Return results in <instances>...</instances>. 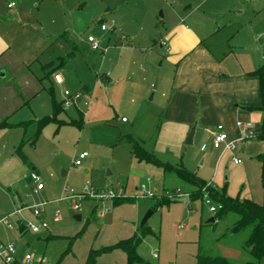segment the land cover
<instances>
[{"label": "rangeland", "instance_id": "rangeland-1", "mask_svg": "<svg viewBox=\"0 0 264 264\" xmlns=\"http://www.w3.org/2000/svg\"><path fill=\"white\" fill-rule=\"evenodd\" d=\"M12 1L15 3L12 9H21L20 17L14 18L8 27L14 47L34 54L32 63L41 72L39 76L48 71L44 65L52 61L51 64L59 69L63 87L82 93L75 103H70L57 115V120L44 126L34 145L27 143L22 148L28 161L42 173L45 195L33 193L30 184L24 195H19L24 203H43L48 227L38 234L27 231L18 235L13 241L17 257L33 254L34 258L23 264H85L90 248L106 245L104 242L118 235L120 227L135 220L145 205L172 200L169 195L173 189L189 190L182 184L162 189V184L172 186L176 179L165 177L156 165L135 160L125 138L127 134L152 150L163 121L164 100L159 98L160 89H154V85L162 77L169 78L172 72L164 61L166 46L160 43L164 33V4L162 0H6ZM102 23L107 30L101 29ZM60 33L67 35V41L56 38ZM88 36L97 40L98 50L91 48ZM59 44L64 45L63 50L59 49ZM70 50L73 55L67 56ZM147 74L154 78L150 87L142 81ZM50 78L44 80L47 86ZM61 88V85H53L55 98L60 95ZM41 95L49 97L47 91H42ZM122 117L127 121L122 122ZM260 141L256 139L245 148V161L255 162L262 148L264 151V143ZM83 151L88 156L77 166L74 161ZM188 152L194 153V146L183 144V157ZM197 152L200 154L202 150ZM195 161L194 168L208 171V179L213 174L209 163L200 167L201 159ZM224 171L228 178H222L223 183L214 187L215 190L243 199L246 179L241 168L227 163ZM256 172V169H248L254 191ZM124 186L128 196L136 202L114 210L110 205L108 219L103 217L104 213L95 220H87L91 203L85 200L89 198L79 202V210H73L71 205L75 200L67 197L82 192L85 187L101 192ZM147 191L155 192V196H144ZM107 202L109 200L105 201L108 206ZM18 204H21L19 199ZM199 204L198 199L181 196L175 202L154 208L146 224L157 237L146 236L138 248L139 254L152 264H195L198 252L223 255L234 264H242L247 259L241 249L247 230L233 225L234 214L208 222V213L202 209L201 216ZM14 206L8 202L6 208L11 211ZM56 210L58 218L54 216ZM76 214L82 219L75 220ZM24 215V220L30 217ZM15 218L10 217L14 225L17 224ZM234 227L238 228L235 232ZM49 234L56 237L48 238ZM154 249L157 258L151 256ZM119 256V252H114L111 264H117ZM100 262L107 261L99 258L95 264ZM260 264H264V258Z\"/></svg>", "mask_w": 264, "mask_h": 264}, {"label": "crops", "instance_id": "crops-1", "mask_svg": "<svg viewBox=\"0 0 264 264\" xmlns=\"http://www.w3.org/2000/svg\"><path fill=\"white\" fill-rule=\"evenodd\" d=\"M170 1L162 0L164 33L160 43L166 46L167 54L164 61L172 72L169 78L162 77L156 83L157 89H160L158 96L162 101L164 100L163 121L151 149L161 162L181 165L213 187H218V184L223 183V179L228 178L224 171L227 163L232 166L235 164L236 167L241 168L246 179L243 198L261 203L263 192L260 183V162L257 158L255 162L245 161L247 158L245 148L256 141V138H246L241 141L243 132L236 126V122L250 121L254 124L255 133L261 130L263 114L259 110L260 84L253 71L264 63V0H173V3ZM8 3L10 2L0 0V122L6 120L10 124L0 129V218L7 216L11 227L7 228L0 223V240L13 242L20 234L27 231L38 234L48 227L33 232L24 225L26 221L34 219L32 209L29 207L35 204L22 202L19 194L25 193L24 190L28 189L30 184L33 193L43 196L44 182L42 173L27 158L23 161L15 154V148L21 140L30 139L25 144H35L39 135L32 141L36 131V121L52 113L53 85L57 86L53 74L58 73L59 69L51 64L52 61L48 62L44 65L48 71L41 77L38 67L32 63L34 54L23 53L14 47L13 35L8 27L14 22V18L20 17L21 9H12L13 7H8ZM60 37L65 38L66 41L68 39L64 33L58 34L56 38ZM59 49L63 50L64 45L59 44ZM68 53L73 55V50L66 54ZM50 76V85L47 86L44 80ZM153 79L147 74L143 76L142 81L150 87ZM42 91H47L49 97L41 95ZM60 97L61 92L58 98H54L60 102ZM154 98L155 94H153ZM126 121L125 119L122 122ZM23 122L29 123L23 127L21 125ZM217 124L223 125L229 139L236 142L237 150L230 151L224 145L218 148L211 146ZM192 128L191 145L194 146L195 152H188L183 157L181 154L183 144H186L185 140ZM260 142L264 143L263 140ZM199 149L202 150L200 154L197 152ZM262 152H264L263 148L259 154ZM233 156L240 158L241 162L234 163ZM173 158L180 161L174 162ZM200 159V167L207 162L209 169L213 170V174L208 179V171L194 168L193 162L195 160L198 162ZM248 169L257 170L255 174L258 187L253 183L255 191L252 190L248 178ZM31 171L40 176L43 182L41 190L34 191L35 183L29 178ZM62 174L65 175L66 172L62 171ZM165 177L171 179L172 176ZM174 181L175 184H171L172 186L162 184V189L179 187L181 183L177 179ZM182 185L187 190V187ZM123 189L127 197L132 198L128 196L125 186ZM11 192L14 194L11 195ZM259 194L262 197L260 199ZM18 199L21 204L17 205ZM85 201L91 203L87 220H95L104 213L103 217L108 219L111 210L136 202L134 200L113 205L111 200L107 202L108 207L111 205V210L108 208L101 213L97 201L93 199ZM8 202L15 204V208L11 211L6 208ZM40 205L43 207V203ZM153 205L154 203L145 205L144 209L138 212L135 220L120 227L118 235L104 242L106 245L103 246L112 245L135 234L140 229L139 220L144 211L153 210ZM19 207H22L20 212L14 213ZM202 209L208 213V219L212 217V213H209L200 201L201 216ZM25 213L30 216L27 220L23 218ZM43 213L44 209L41 218L45 219ZM93 215L95 218H91ZM12 216L16 217L15 225L10 219ZM52 237L56 235H48V238ZM91 249L93 248H90L86 254L85 264ZM114 252L120 254L117 264H127L126 254L119 249L101 253L92 264H95L99 258L107 261L100 264H111V255ZM139 255L145 261L144 264H152L151 260ZM151 256L157 258L156 249L151 252ZM0 264L6 263L0 259Z\"/></svg>", "mask_w": 264, "mask_h": 264}, {"label": "trees", "instance_id": "trees-1", "mask_svg": "<svg viewBox=\"0 0 264 264\" xmlns=\"http://www.w3.org/2000/svg\"><path fill=\"white\" fill-rule=\"evenodd\" d=\"M72 53H68L70 56ZM253 74L259 79L260 84V99L261 105L259 110L263 114L261 130L255 133L254 138L264 141V63L261 64ZM63 110L60 102H57L52 96V113L51 115L44 116L36 121V131L32 141L36 138L39 132L48 123L57 120V115ZM30 122V121H29ZM29 122H23L21 125L25 127ZM10 126L6 120L0 122V129ZM125 138L131 145V154L138 162H147L160 167L165 176L175 177L179 183L184 184L189 188V198L191 200H200L203 195H208L212 201L217 205V211L212 214L215 222L216 219L222 218L228 214L236 216L233 225L237 226L240 230H247L246 239L241 244V249L247 255V259L242 264H260V260L264 258V152L257 155V160L260 162V183L263 192V200L261 203H256L250 199L238 197H230L225 192H218L207 181L199 178L194 172L187 170L181 165H171L169 163L161 162L155 157L152 151L147 150L139 142L134 140L131 136L125 135ZM30 140V139H29ZM21 140L15 148L17 154L23 161H26V156L22 152L23 145L29 141ZM174 190V189H173ZM179 199H172L166 201L155 202L152 209L160 206L167 205ZM113 205L122 203L133 202L134 200L125 198L112 199ZM95 211H93L94 213ZM95 218V215L93 217ZM148 235H157L145 224L132 236L121 239L112 245L102 246L98 249H91L89 251L86 263L92 264L95 262L97 256L114 249L122 250L127 257V264H144L145 261L138 253V248L142 244L144 238ZM195 264H234L228 257L223 255H207L198 252L195 256Z\"/></svg>", "mask_w": 264, "mask_h": 264}, {"label": "built area", "instance_id": "built-area-1", "mask_svg": "<svg viewBox=\"0 0 264 264\" xmlns=\"http://www.w3.org/2000/svg\"><path fill=\"white\" fill-rule=\"evenodd\" d=\"M15 3L12 1L8 3V7H13ZM101 29H107L106 24H101ZM123 38V37H121ZM88 42L91 45V48L93 50L99 49V43L97 40H95L92 36L87 37ZM53 80L57 85H61V97H60V104L62 108H66L70 103H75V100L81 96V91H69L68 89H65L63 87V79L59 73L53 74ZM122 121H125V118L123 117L121 119ZM236 126L241 129L243 132V136L241 137V141H244L246 138H252L255 136V127L254 124L250 121H237ZM224 145L227 149L230 151L237 150L236 142L229 139L228 134L226 133L224 127L222 124L215 125L213 138L211 142V146L213 148H218L219 146ZM88 156V153L83 151L78 154V157L75 159L74 163L76 165L81 164L82 160L85 159ZM232 161L234 163L241 162V159L237 156L232 157ZM29 178L32 182L35 183L34 191L41 190L43 188V182L41 181L40 176L34 172L31 171L29 173ZM169 192L166 191V195ZM146 197H154L155 192L153 191H147L143 193ZM181 196H187L189 197V192L187 191H181L179 188L174 189L172 192H170V199H179ZM68 198L74 199L75 201L71 205L73 210H79L80 209V201L84 200L86 198L93 199L94 201L101 203V213L108 210V206L105 204L106 200L111 201L114 198H125L127 197L124 189L122 187L112 188L109 190H102L101 192H97L93 189H88L87 187L84 188V190L77 194H69L67 195ZM202 204L206 207L207 211L209 213H215L217 211V205H215L212 201V199L204 194L201 199ZM32 209V214L34 215L33 220H28L25 222V227L30 229L33 232H38L42 228H46L47 224L46 221L41 218L43 209L41 205H33L29 207ZM22 207L17 208L14 213L20 212ZM55 218L59 217V211L56 210L54 212ZM0 223H2L7 228L11 227V223L9 222L7 216H3L0 218ZM154 256H156V253H154ZM34 258L33 254L31 253H25L20 259L17 257V250L13 242H4L0 240V259L6 263V264H23L24 262H28ZM41 262V259L39 260Z\"/></svg>", "mask_w": 264, "mask_h": 264}, {"label": "water", "instance_id": "water-1", "mask_svg": "<svg viewBox=\"0 0 264 264\" xmlns=\"http://www.w3.org/2000/svg\"><path fill=\"white\" fill-rule=\"evenodd\" d=\"M156 88V85H154V89ZM192 135H193V128L191 129V131L188 133V135H187V138H186V140H185V143L186 144H191V139H192ZM152 213V210L151 209H148L147 211H146V213L143 215V217H142V219H141V221H140V224H139V227L140 228H142L145 224H146V222H147V219L149 218V216H150V214ZM74 219H76V220H80L81 219V215L80 214H76V215H74ZM214 221V219H213V217H210L209 219H208V222H213ZM238 230V228L237 227H234V229H233V232H235V231H237Z\"/></svg>", "mask_w": 264, "mask_h": 264}]
</instances>
